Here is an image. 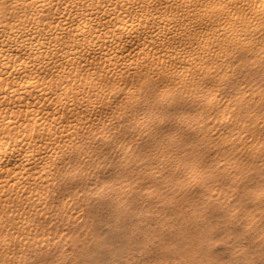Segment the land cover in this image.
Listing matches in <instances>:
<instances>
[{"label":"rangeland","instance_id":"1","mask_svg":"<svg viewBox=\"0 0 264 264\" xmlns=\"http://www.w3.org/2000/svg\"><path fill=\"white\" fill-rule=\"evenodd\" d=\"M241 33L250 48L227 55L211 81L178 72L182 65L169 67L178 77L168 80L140 66L34 71L37 84L73 94L60 123L81 126L42 139L66 169L54 206H46L54 193L38 188L21 201L34 209L18 215L17 194L0 193L11 197L0 202L8 207H0V264L264 263V30ZM65 76L82 86L66 87ZM40 222L37 240L48 242L34 261L24 237L32 230L17 227Z\"/></svg>","mask_w":264,"mask_h":264},{"label":"bare ground","instance_id":"2","mask_svg":"<svg viewBox=\"0 0 264 264\" xmlns=\"http://www.w3.org/2000/svg\"><path fill=\"white\" fill-rule=\"evenodd\" d=\"M49 15H54L53 19ZM263 18L264 0H0V193L17 194L14 207L15 212L20 210L18 215L34 209L21 201L39 197L38 188H48L46 195L54 193L46 206H54L64 197L65 187L56 182L66 174L64 162H55L56 156L50 158L54 142L42 139L54 136L57 126L62 133H74L81 125L79 120L61 125L64 114L60 109L73 104V94L68 90L57 93L46 82L37 84L34 71L39 75L47 68L81 63L113 71L140 66L150 75L168 80L178 77L169 67L182 65L178 72L211 81L227 64V55L230 58L239 48H250L241 32H261ZM86 35L95 36V40L85 41ZM83 81L66 78L65 86H82ZM95 100L87 99L86 105ZM50 103L53 110L47 108ZM59 134L53 141L61 139ZM49 162L58 163L54 170ZM7 199L11 197L0 196V202ZM0 207L8 208L5 204ZM41 224L33 229L28 224L17 227L20 232L32 230L24 237L27 250L36 253L34 261L46 255L40 246L46 247L48 241H39L36 235L37 230H43Z\"/></svg>","mask_w":264,"mask_h":264}]
</instances>
